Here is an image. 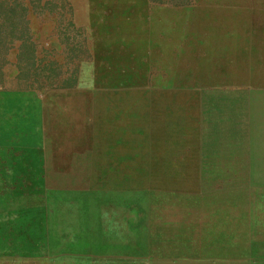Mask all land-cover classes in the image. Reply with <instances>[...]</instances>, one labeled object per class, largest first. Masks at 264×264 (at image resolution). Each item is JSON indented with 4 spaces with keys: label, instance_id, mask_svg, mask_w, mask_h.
I'll use <instances>...</instances> for the list:
<instances>
[{
    "label": "rangeland",
    "instance_id": "374dc122",
    "mask_svg": "<svg viewBox=\"0 0 264 264\" xmlns=\"http://www.w3.org/2000/svg\"><path fill=\"white\" fill-rule=\"evenodd\" d=\"M25 4L0 264H264V0Z\"/></svg>",
    "mask_w": 264,
    "mask_h": 264
},
{
    "label": "trees",
    "instance_id": "16d2710c",
    "mask_svg": "<svg viewBox=\"0 0 264 264\" xmlns=\"http://www.w3.org/2000/svg\"><path fill=\"white\" fill-rule=\"evenodd\" d=\"M26 0H0V83L9 52L19 44V55L35 50L29 31V5ZM22 62V59H19ZM27 63L25 66H29ZM22 66V65H21ZM22 69V67H21Z\"/></svg>",
    "mask_w": 264,
    "mask_h": 264
},
{
    "label": "bare ground",
    "instance_id": "6f19581e",
    "mask_svg": "<svg viewBox=\"0 0 264 264\" xmlns=\"http://www.w3.org/2000/svg\"><path fill=\"white\" fill-rule=\"evenodd\" d=\"M117 86V85H116Z\"/></svg>",
    "mask_w": 264,
    "mask_h": 264
}]
</instances>
